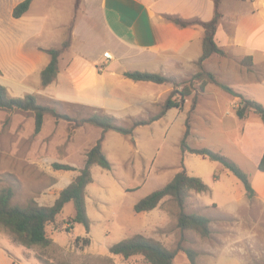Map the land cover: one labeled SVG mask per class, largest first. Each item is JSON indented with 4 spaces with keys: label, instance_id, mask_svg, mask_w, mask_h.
Segmentation results:
<instances>
[{
    "label": "rangeland",
    "instance_id": "1",
    "mask_svg": "<svg viewBox=\"0 0 264 264\" xmlns=\"http://www.w3.org/2000/svg\"><path fill=\"white\" fill-rule=\"evenodd\" d=\"M21 1L23 0H0V63L4 69H7L9 62L6 51L14 50L21 43L29 59H35L36 64L49 61L51 56L46 51L43 52L41 47L62 48L60 43L64 39L56 28L49 27L56 23L57 16H61L65 22L75 12V0H33L35 5L27 16H38L43 23L39 27L38 35L28 34L24 37L21 36L20 21L12 15L14 4ZM65 56L69 57L71 54L65 53ZM42 57L46 60L43 61ZM66 57L64 62L63 59L60 60L61 65L66 63ZM16 58L19 59L18 54ZM195 73L173 77L179 83L178 90L184 91L187 88L191 95L182 102L181 109L169 115L171 124L169 119L159 121L160 127L153 132V138L149 139L152 129L146 128L139 132L133 144L140 141V147L135 150L130 144L131 156L122 155L123 147L117 148V152L109 149V143L118 142L108 137L105 147L112 169L94 166V183L87 187L93 209V213L89 209L93 218L92 232L87 233L83 225L72 222L74 203H67L56 221L47 227L48 236L58 238L59 245L32 248L45 259L44 264L144 263L142 256L124 259L112 255L109 249L146 226L145 213H137L134 206L143 197L168 184L180 171V143L189 123L190 135L187 141L192 147H221L220 150L213 149L232 158L249 175L251 183L253 182L257 170L253 160L260 149L257 146L244 149L241 146L242 137L240 138L241 135L236 130H231L228 135L222 134L218 129L220 110L233 97L215 85L203 81L193 82L191 79ZM29 78L30 81L33 80V77ZM168 87L174 90L173 85ZM39 91L42 94L43 88H39ZM206 91L218 96L217 100L206 97L204 103L210 108L209 111L204 108L197 109L198 103L202 102L201 96ZM37 96L40 105L47 106L58 114L69 115L73 120L56 118L49 113L44 117L42 130L36 134L34 113L13 110L9 118L0 115L1 124L9 125L11 122L8 133L3 134L0 130V192L6 188L13 190L12 204L21 207L27 206L32 200H38L39 204L47 206L54 204L62 189L73 181L70 177L80 174L87 159L84 155L91 149L89 140L95 137L89 130L75 132L79 127L77 122L89 117L93 111L67 106L44 95ZM174 99L180 104L179 96ZM252 116L256 115L250 114L248 117L251 119ZM143 119L120 122V125L130 128L134 122ZM234 141H237L238 147ZM67 143L80 147H69ZM148 145L150 147L146 152L144 149ZM129 149L127 146L126 150ZM246 152L251 155V159ZM63 157L73 162L68 165L76 170H55L53 164L57 163L56 160H63ZM185 159L193 171L198 173L197 177H201L210 186L207 193H191L186 212L209 218L211 233L209 237H202L195 230L182 233L177 225L179 208L173 199H167L160 206V211L166 213V224L163 222L164 231L167 232L163 238L166 246L171 250H176L180 245L195 250L198 254L196 264H264V204L257 200L256 195L252 199L248 198L243 182L219 162L194 154H187ZM164 231L158 232L156 229L150 232L151 237L147 236L152 238L159 234L161 237L166 233ZM27 250L28 248L15 242L14 237L0 227V253H10L12 258L17 257L25 263L24 253ZM16 260V264H20ZM174 262L191 264L187 254L182 251L176 255Z\"/></svg>",
    "mask_w": 264,
    "mask_h": 264
},
{
    "label": "crops",
    "instance_id": "2",
    "mask_svg": "<svg viewBox=\"0 0 264 264\" xmlns=\"http://www.w3.org/2000/svg\"><path fill=\"white\" fill-rule=\"evenodd\" d=\"M34 1L30 9L17 19L20 21L21 36L24 37H27L28 34L30 36L38 35L39 27L43 23V20L38 16H27L33 10ZM20 3H15V7ZM74 9V16H70L65 22L61 16H57L55 26L49 27V29L56 28L63 36L61 46L69 40V46L61 52L59 57V72L55 81L43 87L41 74L51 59L39 65L36 64L35 59H29L27 52L24 51L23 43H21L14 50L6 51L7 59H9L7 69H4L0 63V85L4 86L9 95L14 98H23L27 94L36 93V96L37 94L44 95L52 101L67 106L114 117L120 124V122L132 119L144 118L147 120L159 115L173 91V88L166 84L155 86L156 83L152 82L133 81L124 76L125 72L138 70L160 73L173 78L198 71V61L203 54L204 29L199 25L182 27L170 18L184 21H210L215 14V1L81 0L80 5L76 8L75 0ZM220 12L223 17L215 39L225 55H213L204 62V67L215 73L220 82L230 85L246 98L256 100L264 105V0H222ZM30 31L32 32L28 33ZM41 48L43 52L48 49ZM105 52L112 53L113 59L110 62L104 58ZM65 53L68 55L70 53L71 56L66 57ZM16 54L19 55V59L16 58ZM64 57L67 58L66 63L61 65L60 60L63 59L64 62ZM42 58L43 61L46 60V58ZM29 77H33V80L30 81ZM39 88H43L42 94ZM206 97L217 100L218 96L213 92L206 91L202 94V102L198 103L197 109L204 108L209 111L210 108L204 103ZM232 97L228 100L225 108H220L218 129L222 134L228 135L232 132L231 130H236L241 135L240 138L242 137L241 146L244 149H251L253 146L260 149L255 160L252 159L257 168L252 186L256 192L257 200L264 204V171L259 168L264 155V124L257 115L252 116L251 119L247 117L240 120L236 116V107L239 106L240 99ZM182 106L181 101L179 108L170 109L161 119L135 128L134 135H123L112 130L104 132L103 129L90 124L79 126L75 132L85 129L95 134V137L89 140V148L94 147L104 135L103 151L106 156L105 144L108 143V137L118 142V144L109 143V149L117 152V148L123 147L122 155L131 156L130 144L134 146L135 150H139L140 141L136 145L133 144V140H137L139 132L146 128L152 129L149 139L153 138V132L160 127L159 121L169 119L171 124L169 115L173 111L181 109ZM0 115L9 118L11 111L0 109ZM10 124L11 122L9 125L0 123V130L3 131V134L10 131ZM116 133L122 136H118ZM237 141H234V144L238 147ZM67 145L74 148L80 147L74 143H67ZM127 146H129V150H126ZM149 147L148 145L144 150L147 152ZM213 148L221 149V147ZM187 154L190 153H182L181 162L183 159L190 175L198 176V173L185 162ZM245 154L248 155L247 152ZM84 156L86 158V155ZM248 157L251 159V155ZM56 162L60 164L73 163L66 158L56 160ZM75 178L76 176L70 177L71 180ZM197 194L201 195V193ZM86 199L87 211L92 223L93 218L89 211L91 208L93 213L92 201L89 202L88 195ZM167 199H172V197L164 198L154 210L142 212L145 213L146 226L136 234L151 237V231L156 229L158 232L159 230L164 231L163 222L166 224V213L160 211V206ZM36 201L38 202V200ZM51 205L53 204H49V206ZM166 234L167 232L161 237L158 234L157 237L151 239L159 241L169 249L163 239ZM51 238L53 246H58V238ZM27 251L24 253L25 263L16 257L20 264H44L45 259L32 248ZM16 259L12 258L10 253H0V264H16Z\"/></svg>",
    "mask_w": 264,
    "mask_h": 264
},
{
    "label": "trees",
    "instance_id": "3",
    "mask_svg": "<svg viewBox=\"0 0 264 264\" xmlns=\"http://www.w3.org/2000/svg\"><path fill=\"white\" fill-rule=\"evenodd\" d=\"M215 1V14L212 20L203 21H184L178 18H170L174 23L187 27L190 25H199L204 29L203 39V54L198 61V72L192 76L193 82H207L215 85L226 93L238 97L240 104L236 108V116L240 119H246L251 113L260 117L264 124V105L256 100L248 99L242 94L236 92L231 86L223 84L217 76L204 68V62L213 55L224 56V51L216 42V33L219 23L222 19L220 12V3L222 0ZM33 0H24L18 4L14 11L13 17L19 19L31 7ZM81 0H76V8L80 5ZM69 46V40L63 44V49L50 48L45 50L50 56L49 64L42 71L41 79L43 87L53 83L59 72V57L61 52ZM1 72V71H0ZM124 76L133 81L152 82L156 84L173 85L174 90L166 100L162 111L159 115L151 117L147 120H137L130 128L120 125L116 118L99 113H93L89 117L81 119L77 122V126L90 124L103 129L104 132L116 131L123 135H132L134 129L151 124L164 117V115L173 108H179L180 104L174 97L179 96V99L184 102L191 91L187 88L184 91L178 90L179 83L174 78L167 77L160 73L144 72V71H127ZM206 83V84H207ZM203 89V87H201ZM0 109L5 111H28L35 115V133L38 134L42 130L44 117L47 114H53L56 118H61L67 121L73 120L69 115L58 114L55 110L40 105L37 97L34 94H27L23 98L11 97L7 89L0 85ZM190 123L187 125L186 133L180 143L182 153H190L201 156L210 161L219 162L226 170L234 174L241 180L245 186L248 198L255 197L256 192L252 186L249 175L229 156L220 151H216L210 147H192L187 138L190 135ZM104 135L97 141L86 154V163L80 174L59 194L55 203L51 206L40 205L35 200H32L27 206L21 207L12 204L13 190L6 188L0 192V227L9 232L15 242L31 249L34 247H48L53 244V240L48 236V225L56 221L57 216L63 212L67 203H74V215L72 222L81 224L85 227L86 232L91 231V220L87 211V187L94 182L92 168L100 166L103 169L111 170L112 164L103 151ZM53 168L60 171L76 170L68 164L54 163ZM259 168L264 171V155L260 162ZM210 191V186L207 185L201 177L190 175L184 161L182 159L181 169L176 173L174 178L164 187L154 190L152 193L142 198L135 204L134 209L137 213L149 212L159 206L161 201L166 197H172L179 208L178 227L182 233L195 230L202 237H209L210 220L209 218L196 214L187 213L186 204L191 193H207ZM110 253L115 256H121L124 259H129L134 256H142L144 263L142 264H175V257L179 252H185L191 262L196 264L197 252L193 249L186 248L180 245L176 250H169L164 247L159 241L148 238L142 234L133 235L130 238L123 239L110 247Z\"/></svg>",
    "mask_w": 264,
    "mask_h": 264
},
{
    "label": "built area",
    "instance_id": "4",
    "mask_svg": "<svg viewBox=\"0 0 264 264\" xmlns=\"http://www.w3.org/2000/svg\"><path fill=\"white\" fill-rule=\"evenodd\" d=\"M104 58L106 59L107 62H110L113 59V55H112L111 52H105L104 53Z\"/></svg>",
    "mask_w": 264,
    "mask_h": 264
}]
</instances>
